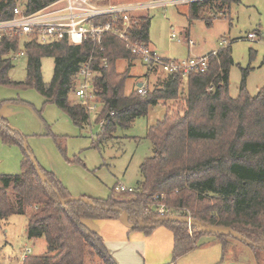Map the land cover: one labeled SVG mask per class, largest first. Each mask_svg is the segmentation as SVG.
<instances>
[{
    "label": "trees",
    "instance_id": "trees-1",
    "mask_svg": "<svg viewBox=\"0 0 264 264\" xmlns=\"http://www.w3.org/2000/svg\"><path fill=\"white\" fill-rule=\"evenodd\" d=\"M57 1L0 0V20L11 19L17 6L24 5L29 13H35ZM154 1L159 0H147ZM238 2H192L188 7L189 22L202 20L211 25L213 17L226 18V11ZM97 4L106 6L102 0ZM131 18L137 22L129 28L132 39L149 45L151 17L141 14ZM108 22L109 16L95 21L98 25ZM117 27L125 30L124 16L119 17ZM100 48H95L91 41L81 45L66 41L53 45L39 44L36 40L25 43L27 80L15 83L10 78L14 68L10 54L20 51V38L4 37L0 41V86L34 87L46 103L56 105L78 127L90 123L91 113L87 104L75 97L76 80L94 55L96 60L91 69L96 73L93 87L100 109L96 122L107 120L98 134V145L112 139L118 129L130 128L137 118L147 117L152 107L162 104L167 109L164 118L148 129L147 139L154 152L140 167L142 180L138 188L104 201L91 199L96 207L81 201L62 204V200L71 198L68 190L38 163L48 182L40 178L32 162L33 152L24 148L25 136L0 117V139L9 145L22 146L25 153L21 174L0 176V222L13 215H27L26 209L34 207L28 216V236L45 238L47 242V255H28L22 264H87L89 258H98L102 264H117L103 238L85 224L86 219L120 220L121 215L115 209L128 214L130 229L150 232L160 226L169 228L174 236V262L197 249L202 236L215 237L222 244L223 260L226 257L232 238L202 231L191 237L189 227L196 228L197 223L229 227L246 242L264 247V88L251 96L246 89L249 70H243L239 96L236 99L230 96V71L234 65L231 46L211 57L205 72L163 74L165 78L158 87L152 92L147 89L145 94L137 90L125 92L129 70L119 73L117 63L137 59L126 44L106 34ZM47 57L55 61L49 85L44 83L42 74V60ZM103 58L107 60L105 65ZM184 85L188 92L186 106L173 112L167 103L178 101ZM72 96L76 99L72 100ZM9 191L15 195V201L8 198ZM161 206L191 218L195 224L161 223V216L154 212ZM153 219L156 228H140L142 223ZM252 248L264 253L263 249Z\"/></svg>",
    "mask_w": 264,
    "mask_h": 264
},
{
    "label": "rangeland",
    "instance_id": "rangeland-1",
    "mask_svg": "<svg viewBox=\"0 0 264 264\" xmlns=\"http://www.w3.org/2000/svg\"><path fill=\"white\" fill-rule=\"evenodd\" d=\"M159 1L169 2V5L151 6V10L144 14L151 17L149 45L158 56L184 61L205 57L231 46L234 65L230 71V96L238 98L243 70H249L246 89L251 96L257 95L264 88V44L247 39L249 34L257 32L264 38V0H239L231 6L230 11H226V18H222L223 15L213 17L211 25L202 20L191 24L188 18L189 4H173L178 0ZM102 2L104 5H126L144 3L147 0ZM173 34L177 36L175 40L171 39ZM179 39L182 43L178 42ZM189 41L193 42V47L189 46ZM23 42L22 40L20 43V51H24ZM27 63V56L15 55L14 68L10 73L13 82H26ZM54 68L53 58L42 60L43 81L46 85L53 80ZM117 70L119 73L129 70L126 94L136 90L138 84H144L152 92L165 78L162 72L150 71L148 66L137 59L119 61ZM187 96V85H184L178 101L167 104L173 112H178L186 106ZM71 99L76 98L72 96ZM99 111L100 109L95 115L91 114V121L87 126L78 127L56 105L46 103L45 97L34 87L0 86V117L25 136L24 148L27 145L36 161L60 180L71 198L104 201L120 196V192L115 190L119 185L137 189L142 180L140 167L154 152L152 143L147 139L148 129L164 118L167 109L162 104L152 107L147 117L137 118L128 129H118L112 139L101 145H98V134L102 127L96 122ZM24 158L22 146L9 145L0 139V176L21 174ZM14 196L12 191L8 192V198L12 201H15ZM33 209L34 207L27 208V215H13L0 222V264H22L28 255L48 254L45 238L30 239L28 236V216ZM169 214L181 216V213L172 210ZM152 222L154 219L142 225ZM85 224L103 238L115 257H124L130 264H209L215 253L219 264L223 263L222 245L199 248L204 243L213 241V236L200 237L199 249L174 262V237L166 226L148 232L130 229L121 220L86 219ZM196 228L189 227L191 237L195 236L196 231H202L200 226ZM227 247L224 264L264 262L262 252L242 241L232 238ZM129 252L133 253L132 256L127 255ZM87 264L102 263L98 258H89Z\"/></svg>",
    "mask_w": 264,
    "mask_h": 264
},
{
    "label": "built area",
    "instance_id": "built-area-1",
    "mask_svg": "<svg viewBox=\"0 0 264 264\" xmlns=\"http://www.w3.org/2000/svg\"><path fill=\"white\" fill-rule=\"evenodd\" d=\"M98 0H59L49 7L35 12L29 13L26 6H17L14 9V15L11 19L0 20V41L4 37L20 38V43L23 40L24 44L36 40L39 44L53 45L56 42L66 41L71 45H81L87 41L94 43L95 48H100L103 42V37L106 34H112L121 39L130 52L140 60L142 64L148 66L151 70H159L164 75L169 76L175 73L189 74L193 71L205 72L208 69V64L211 57L217 56V51L205 57L190 58L184 61H176L163 59L158 56L145 43L132 39V34L129 33V28L136 25V21H132V16H138L140 13H147L151 10V6L165 7L169 2L155 1L144 3H131L126 5H106L97 4ZM201 0H178L173 4H190ZM203 1V0H202ZM171 4V3H170ZM105 16L110 17V22L106 24H96L95 21ZM124 16L125 30L117 27L119 17ZM24 38H26L24 40ZM177 36L171 35V39L175 40ZM247 39L252 42H262V35L254 33L249 34ZM178 42L182 43L179 39ZM189 45L194 46L190 41ZM104 49L101 47L100 52ZM25 56V51L11 53L10 56L14 59L15 55ZM94 55L87 63L84 64L79 76L76 80L75 97L82 103L87 104L88 110L95 115L99 105L97 97L94 93L93 79L95 74L91 69V64L95 61ZM102 63L105 65L107 60L103 58ZM140 94H145L147 88L142 85L136 89ZM113 116V114H111ZM107 120H102L100 125L103 127ZM117 192H134V189H127L123 185L115 188ZM159 216H171L165 206H161L156 210ZM31 251L29 250V253Z\"/></svg>",
    "mask_w": 264,
    "mask_h": 264
},
{
    "label": "water",
    "instance_id": "water-1",
    "mask_svg": "<svg viewBox=\"0 0 264 264\" xmlns=\"http://www.w3.org/2000/svg\"><path fill=\"white\" fill-rule=\"evenodd\" d=\"M142 85V84H140ZM26 149H28V146H25ZM33 164L36 166L38 172H39V176L40 178L45 181L48 182L47 178L43 175V173H41L40 168L38 166V162L36 161V159H32ZM74 201H81L85 204H88L90 206L96 207L95 203L93 202V200H91L90 198H69L68 200H62V204H67L69 202H74ZM114 211L120 213V220L121 222L127 226L128 228H132L130 225L127 224V218H128V214L119 210V209H115ZM157 220V219H156ZM161 223H167V222H182V223H186L190 226H193L195 224L194 220H192L191 218H186V217H182V216H162L159 218ZM198 226H200L202 228V232L209 234V235H216V236H225V237H231L234 238L236 240L245 242L247 245H249L250 247H254V248H258V249H263V246H257V245H253L250 244L249 242H246L245 239L243 238V236H241L239 233H237L236 231H234L233 229L229 228V227H218V226H202L201 224L197 223ZM148 228V227H152V228H156V225H152V224H147V225H141L140 228Z\"/></svg>",
    "mask_w": 264,
    "mask_h": 264
},
{
    "label": "crops",
    "instance_id": "crops-1",
    "mask_svg": "<svg viewBox=\"0 0 264 264\" xmlns=\"http://www.w3.org/2000/svg\"><path fill=\"white\" fill-rule=\"evenodd\" d=\"M164 2V1H163ZM142 14H145V13H142ZM190 42V41H189ZM190 46V45H189ZM215 52V51H214ZM151 71V70H150ZM153 71V70H152ZM142 85H144V84H142ZM142 85H140V84H138V87L137 88H139V87H141ZM134 91V90H133ZM97 116V115H96ZM111 221H117V220H111ZM118 221H120V220H118ZM123 224V223H122ZM174 237V236H173ZM106 244V243H105ZM216 245H222V244H220L217 240H216V238L215 237H213V241H208V243H204L202 246H200L199 248L200 249H205V248H209V247H215ZM108 246V245H107ZM222 247V246H221ZM198 248V249H199ZM108 250H109V252H110V254L112 255V257H113V259L117 262V264H130L129 263V261L127 260V259H125L124 257H115V255L113 254V252L110 250V248H109V246H108ZM130 251V250H129ZM132 252H129L127 255L129 256H132ZM223 254V253H222ZM262 255H263V258H264V253H262ZM262 258V259H263ZM217 260H219L218 259V257H217V255H216V253L215 254H213V257H211V259H210V262H209V264L211 263V264H219L220 262H218ZM225 260H226V257L224 258V260H223V257H222V264H224V262H225ZM124 262V263H123ZM261 262H262V260H261ZM138 264V263H137Z\"/></svg>",
    "mask_w": 264,
    "mask_h": 264
}]
</instances>
